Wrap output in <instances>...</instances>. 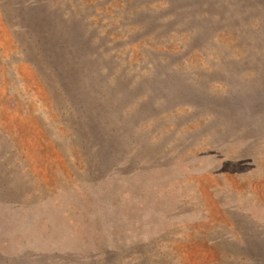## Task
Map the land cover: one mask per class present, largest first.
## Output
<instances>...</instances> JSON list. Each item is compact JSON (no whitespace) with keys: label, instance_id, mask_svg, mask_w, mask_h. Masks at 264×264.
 <instances>
[{"label":"rangeland","instance_id":"obj_1","mask_svg":"<svg viewBox=\"0 0 264 264\" xmlns=\"http://www.w3.org/2000/svg\"><path fill=\"white\" fill-rule=\"evenodd\" d=\"M263 83L264 0H0V264H264Z\"/></svg>","mask_w":264,"mask_h":264},{"label":"trees","instance_id":"obj_2","mask_svg":"<svg viewBox=\"0 0 264 264\" xmlns=\"http://www.w3.org/2000/svg\"><path fill=\"white\" fill-rule=\"evenodd\" d=\"M248 100H250V102L252 103V104H254V105H258V106H260L261 105V103H264V83H263V85H261V87L259 88V90H256V91H254V92H252V94L250 93L249 95H248ZM106 150H108V149H106Z\"/></svg>","mask_w":264,"mask_h":264}]
</instances>
